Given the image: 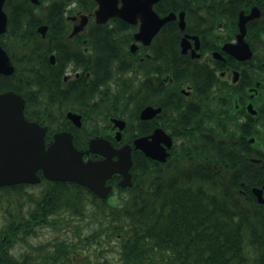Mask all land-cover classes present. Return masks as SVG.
Segmentation results:
<instances>
[{"label": "trees", "instance_id": "1", "mask_svg": "<svg viewBox=\"0 0 264 264\" xmlns=\"http://www.w3.org/2000/svg\"><path fill=\"white\" fill-rule=\"evenodd\" d=\"M71 1L49 0L40 5L30 0L8 1L9 31L0 42L11 54L16 71L0 77V93L13 89L26 98L28 117L49 125L48 142L56 131L68 128L67 110L97 95L100 111L131 110L133 120L125 141L133 143L143 133L144 127L137 124L143 105L171 101L166 81L151 73L174 75V86L189 80L188 73L177 66L183 60L181 31L172 23L161 31L159 68L154 57L140 62V51H131L135 26L119 18L107 24L92 20L84 34L70 38L66 11ZM77 2L72 13H94V0ZM191 2L161 0L155 8H192ZM196 4L238 8L233 19L239 8L253 4L264 8V0H232L226 7L222 0H196ZM41 24L49 26L46 37L37 31ZM51 53L56 54L55 64ZM68 69H83L82 76L66 82ZM130 70H134L131 82L125 79ZM140 70L144 79L137 77ZM114 78H120L119 85L109 83ZM257 80L261 81L255 99L259 113L253 116L246 110L250 99L246 92L237 107V89L240 85L246 89ZM198 81L194 88L202 109L195 105L178 116L173 128L177 139L167 162L134 151L133 185L119 188L110 198H100L76 182L43 178L38 184L43 189L29 195L30 202L20 204L17 213L9 211L0 226V264H264V205L253 192L264 184V73L243 72L239 84L228 85L225 92L219 86L217 94L214 76ZM173 98L179 104L184 101L179 92ZM97 126L91 122L82 130L74 126L80 133L74 137L75 145L85 148L91 137L104 135ZM251 137L256 138L253 144ZM28 186L0 187V205L4 200L21 199ZM44 227L71 231L42 247L36 245L37 254L17 255L16 245L27 243ZM111 242L119 248L115 261L105 253Z\"/></svg>", "mask_w": 264, "mask_h": 264}, {"label": "water", "instance_id": "2", "mask_svg": "<svg viewBox=\"0 0 264 264\" xmlns=\"http://www.w3.org/2000/svg\"><path fill=\"white\" fill-rule=\"evenodd\" d=\"M6 0H0V36L8 31V16L3 6ZM39 3V0H33ZM99 7L95 12L99 23H106L109 19L120 17L121 19L137 24L140 22V30L135 34L136 40L149 43L154 35L169 20L176 17L170 13L160 17L154 10V5L160 0H97ZM257 6L253 7L250 15L241 13L242 33L237 43L227 44L225 48L242 60L251 59L253 51L245 41L246 21L255 17ZM89 21V16L83 15L82 21L74 27L71 36L82 31ZM180 26L184 29L185 18L181 14ZM47 25H41L38 31L46 36ZM184 38L182 41L183 51H187L188 43ZM137 45L132 44L135 51ZM52 63L55 55L51 56ZM15 66L9 52L0 44V76L12 75ZM240 78L239 71H235L234 82ZM260 82H257V86ZM256 91L257 88H251ZM253 96V95H252ZM25 98L14 90L0 93V187L18 183H40L42 177L38 174L43 171L49 180L76 182L89 187L101 198H106L113 186L107 184L114 174H120L122 179L119 186H131L133 165L132 146L125 144L115 148L111 141L105 137L97 136L89 141V148L81 150L74 144L71 131H60L55 133L54 139L47 144V126H42L36 121H30L25 116ZM248 110L256 115L258 110L251 102ZM160 109L147 107L141 114L142 119H148L158 113ZM68 116L78 125H82L81 115L69 112ZM125 124V122H124ZM120 125L121 129L124 127ZM121 133V132H119ZM255 138H251L253 143ZM135 149L142 150L147 156L162 162L167 161L173 146V139L163 129L158 128L151 137L141 136L134 141ZM100 154L104 156L101 160H85L86 154ZM117 156V158H115ZM254 194L258 201L264 204V184L255 187Z\"/></svg>", "mask_w": 264, "mask_h": 264}, {"label": "flooded vegetation", "instance_id": "3", "mask_svg": "<svg viewBox=\"0 0 264 264\" xmlns=\"http://www.w3.org/2000/svg\"><path fill=\"white\" fill-rule=\"evenodd\" d=\"M8 1L9 0L5 1L3 8L8 16V28H9L10 16L6 9ZM30 1L33 4L40 5L45 0H39V3H35L33 0ZM94 1H95V5L92 6V8L97 9L99 7V3L96 0ZM222 2L226 7L228 4L232 2V0H222ZM191 5L192 8H178L177 10H174L172 8H165V10L163 11L155 10L160 17H165L170 13H175L176 17L172 20L167 21L161 27V29L154 35V37L150 40L149 43H145L143 40L141 42H135L134 41L136 39L135 34L140 30V23L132 25L129 22L125 21L126 23L135 26V28L132 30L133 32L132 41L135 42V44L137 43L136 50L140 51L138 53L141 54V57L139 58L140 62H146L148 59L152 61V58L154 57V59H157L155 63L159 68L162 66V60L160 59V55L163 50L162 43L164 41L160 37L161 31H163V28L169 23L173 24L172 27L177 26L178 29H180L181 31L179 34L180 52L183 57L182 62L180 61L177 62V66L185 70L189 75V80L183 82L181 86H174L173 83V80L175 78L174 75L172 76L168 74L166 77H164V75H162V73L160 74L158 70H156L155 72L153 71L151 73L153 77L159 78L161 80L164 79L166 81L167 88H170V90L166 95L167 97H171V101H168L165 104L154 102L143 105V107L139 111L140 122H138L137 124L142 125L144 129L142 130L143 133L139 137L141 136L151 137L158 128H161L168 135H170L175 141V139H177V136L174 135L173 128L175 126V122L178 116L182 114V112L189 110V107H191L192 110L195 105H198L199 108L202 109L203 102L196 98V90L194 88L195 87L194 84L199 82L198 78L207 79L209 76H214L216 81L213 83V88L215 90V94H217L219 90V86H220V92L221 91L225 92L226 87L228 85L234 86L235 84L240 83L233 81L235 71H239L240 79L242 77L243 72H247L248 74H251L253 72L255 74H260L261 72L262 74L264 73V71H260L261 65L264 68V62L261 65L259 64V61L264 60V8H261L258 4H253L250 8L247 9L239 8L237 13V19L236 18L233 19L232 14L238 8H201L197 6L196 0H192ZM75 6L78 5L77 3H75V1H73L69 4V6H67V8H74ZM253 6H257L259 8H256L257 9L255 11L256 16L249 18L246 21L245 24L246 32L244 35L245 41L250 45V48L253 51V57L252 59L242 60L234 56L232 53H230L225 48V46L227 44L238 42L239 37L242 33V29L240 25L241 13L244 12L245 13L244 16L250 15L253 12V8H252ZM182 13L186 21L184 29L181 28L180 26V19ZM228 14L230 15L228 16ZM82 15L83 14L80 12L76 14L71 13L68 15V22L71 25V30L68 35L69 37H73L71 36V33L73 32L74 27L82 21ZM91 17L88 23L86 24V27L79 34L77 33L78 35L84 34L87 27L92 22ZM93 17L95 19L94 21L97 24H102L97 22L96 16L93 15ZM116 18L119 17H114L112 19H116ZM107 23H110V21ZM168 28H166L165 31ZM5 34H2L0 36V39ZM184 38H186L188 41L187 42L188 48L187 51L185 52L183 51V47H182V41ZM87 42H88L87 39L83 41V43H87ZM85 50L87 51V48H85ZM169 67H175V66L171 65ZM82 72L83 69H78L72 73H69L66 76L65 81L68 82L69 80H73L74 78H80L82 76L81 75ZM86 75L88 78L91 77L90 72H86ZM142 78L144 79V74ZM119 79L120 78L117 79L114 78L111 80L112 83H110V81L109 83L112 85L115 84V86H117L121 82L119 81ZM125 79L131 82L130 74L125 75ZM256 82L257 81H255V85ZM251 83L252 82L250 81V84ZM250 84L246 87V89H244L242 85L238 87L237 101H239V103L237 104V107L242 104V98L245 92L247 93V95H249L250 98H256L257 95H255L254 97L251 96L253 92L250 91V88L254 87V85H250ZM177 92H179L184 97V101H182L181 104L175 102L176 99L173 98L174 94H176ZM159 94L161 97H163L162 93ZM156 97L158 98L159 96L156 95ZM89 100H91V102ZM251 101L255 103V100H251V99L247 100V103L245 105L246 110H247V105ZM97 104H99L98 96L95 95L93 96L92 99L91 95H89L88 100L83 101L81 107H78L75 110L72 109V111H67L66 126L68 128L64 130L71 131L74 137L76 136V134L80 135L78 131L75 132L73 130L76 124L68 116L69 112H73L81 115L82 126L81 127L76 126L77 128H79V130H82L83 127L87 125L89 122L97 126L95 121H99L98 122L99 126L97 127L103 131L104 135H98V136L108 138L115 148H120L123 145L127 144L128 142H126L125 140L128 137V133H129L128 131L130 129V124L132 123L131 110L126 109L124 113H121V111H119V113L115 114V113L100 111L99 108L97 107ZM147 107L160 109V111L151 118L142 119L141 112H143L144 109H146ZM200 112L203 113L202 111ZM26 116L27 119L34 120L28 117L27 114ZM123 124L124 127L121 129L120 125ZM43 125H47V124H43ZM183 135L184 134H182V136ZM88 147H89V142L87 143V147H85L84 149L86 150ZM89 158L93 160H101L104 158V156L94 153L86 154L85 159H89ZM115 158H117V156H115ZM158 162H162V161H158ZM39 174H41L40 171ZM116 179L117 181L113 182ZM121 179L122 176L120 174H114L113 177L109 179L108 184L112 185L114 189L116 186H118L119 181ZM108 198H110V196Z\"/></svg>", "mask_w": 264, "mask_h": 264}, {"label": "rangeland", "instance_id": "4", "mask_svg": "<svg viewBox=\"0 0 264 264\" xmlns=\"http://www.w3.org/2000/svg\"><path fill=\"white\" fill-rule=\"evenodd\" d=\"M142 76H143V71L140 70V74L137 77L140 79ZM111 80L112 79L109 80L110 83H112ZM131 118H132V116H131ZM100 119H102V118H100ZM132 120H133V118H132ZM43 187L44 186L38 185V184L37 185H30V186L26 187V189H28V193L24 194L21 199H14L10 203L8 201L4 200L3 204L0 205V226L2 225V223H4L3 221L8 217L9 211L17 213V211L21 207L20 204L25 205L26 203H29L30 200H28V196L31 194L38 193L40 190L43 189ZM113 192L116 193L117 189H115ZM3 199H5V198H3ZM111 199H113V198H111ZM77 218H79V217H77ZM77 220H79V223L81 225L84 222L82 219H77ZM75 223H77V222H75ZM41 229L42 230L40 231V233L36 236L30 237L28 239L27 243L19 242L16 245L14 251L16 252L17 255H21L24 252H35L37 254V252H39V251L34 250L36 248V245H40L37 247H42L46 243H49V241H53L55 238L66 237L67 234L71 231V228H67V229L63 228L61 231L57 230V229L50 228V227H44ZM41 244H43V245H41ZM46 247H48V246H46ZM85 249L87 250L86 251L87 253L92 254V251L89 248L85 247ZM105 253H106V256H108V258L115 261V256H119V248L113 242L107 243Z\"/></svg>", "mask_w": 264, "mask_h": 264}]
</instances>
